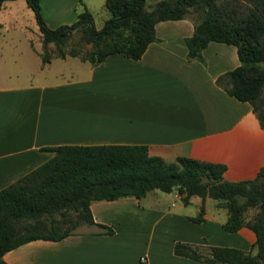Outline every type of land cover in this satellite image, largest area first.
Returning a JSON list of instances; mask_svg holds the SVG:
<instances>
[{
    "label": "crops",
    "instance_id": "crops-1",
    "mask_svg": "<svg viewBox=\"0 0 264 264\" xmlns=\"http://www.w3.org/2000/svg\"><path fill=\"white\" fill-rule=\"evenodd\" d=\"M22 1L1 4L0 30L37 31L38 49L26 32V49L37 55L39 32L33 16L23 14ZM39 2L51 28L76 18L77 0ZM83 2L93 17L88 0ZM192 29L188 18L160 20L154 24L156 39L138 58L115 52L90 64L72 56L76 72L64 78L16 83L0 77V188L51 157L48 146L58 144H143L148 154L165 160L189 156L222 162L226 180L253 177L264 165V126L247 101L215 81L239 64L235 46L209 40L202 59H190L184 37ZM51 59L40 60V70L48 69ZM168 193V205L159 192L146 203L130 196L93 200L94 221L111 232L85 225L57 240H28L2 258L8 264H225L176 255L172 244L179 240L248 250L255 240L245 225L225 230L226 210L214 199L191 195L183 204L176 190ZM200 205L202 219H189Z\"/></svg>",
    "mask_w": 264,
    "mask_h": 264
},
{
    "label": "trees",
    "instance_id": "trees-1",
    "mask_svg": "<svg viewBox=\"0 0 264 264\" xmlns=\"http://www.w3.org/2000/svg\"><path fill=\"white\" fill-rule=\"evenodd\" d=\"M6 0H0L1 4ZM36 23L41 64L53 56H79L96 64L110 53L138 58L156 39L154 24L165 19L188 18L192 33L184 37L186 55L202 59L209 40L235 46L239 64L215 81L228 94L247 101L264 126V0H104L109 15L100 27L83 0H77L74 21L46 25L39 0H24ZM74 33L78 36L71 42ZM51 46V47H49ZM53 155L16 180L0 188V264L2 254L34 238L57 240L97 225L89 203L119 197L141 198L152 189L176 190L183 204L191 195L208 196L226 210L225 230L245 225L255 234L248 250L224 245L202 246L175 240L176 255L202 262L264 264V165L251 178L226 180L222 162L189 156L165 160L150 155L143 144H58ZM203 206L188 216L202 219ZM254 249V250H253Z\"/></svg>",
    "mask_w": 264,
    "mask_h": 264
},
{
    "label": "rangeland",
    "instance_id": "rangeland-1",
    "mask_svg": "<svg viewBox=\"0 0 264 264\" xmlns=\"http://www.w3.org/2000/svg\"><path fill=\"white\" fill-rule=\"evenodd\" d=\"M20 1L22 0H19V2ZM88 2L92 7L94 18L93 23L100 27L103 20L109 15V12L105 8L102 0H88ZM153 2H155V0H146L147 4H152ZM23 5V7H25L23 9H26L27 11L25 12L24 10L23 14L26 17L31 16L32 14L30 8L27 7L25 2ZM26 32L32 40L33 47L38 49L39 41L37 39V31H34L31 28L26 29L24 32L13 31L11 29H8L7 31L0 30V77H3L9 82L25 83L37 79L44 80L45 78H64L76 72L72 63H76L77 59L72 58V56H65L63 59L52 57L49 68L40 70L38 67V63L40 61L39 55H35L33 51L28 52L26 49ZM77 36L78 34L74 33L71 37V42L75 41ZM154 192L161 193L164 197L162 202L168 205V202L172 198L170 193L157 189L150 190L148 196L141 197V203H146L147 201L152 200ZM83 229H85V225H79L76 228V230Z\"/></svg>",
    "mask_w": 264,
    "mask_h": 264
},
{
    "label": "built area",
    "instance_id": "built-area-1",
    "mask_svg": "<svg viewBox=\"0 0 264 264\" xmlns=\"http://www.w3.org/2000/svg\"><path fill=\"white\" fill-rule=\"evenodd\" d=\"M178 195H179V193H178ZM140 259L143 260V256H141Z\"/></svg>",
    "mask_w": 264,
    "mask_h": 264
}]
</instances>
